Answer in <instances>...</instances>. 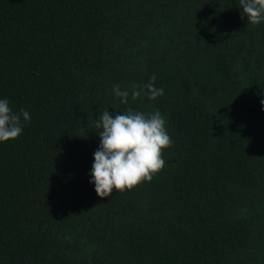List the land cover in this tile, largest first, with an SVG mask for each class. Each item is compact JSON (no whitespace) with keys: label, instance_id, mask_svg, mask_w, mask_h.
I'll use <instances>...</instances> for the list:
<instances>
[{"label":"trees","instance_id":"obj_1","mask_svg":"<svg viewBox=\"0 0 264 264\" xmlns=\"http://www.w3.org/2000/svg\"><path fill=\"white\" fill-rule=\"evenodd\" d=\"M239 0H0V264H264V22ZM163 89L131 99L132 86ZM129 91L122 104L113 86ZM159 110L151 182L90 183L104 110Z\"/></svg>","mask_w":264,"mask_h":264},{"label":"clouds","instance_id":"obj_2","mask_svg":"<svg viewBox=\"0 0 264 264\" xmlns=\"http://www.w3.org/2000/svg\"><path fill=\"white\" fill-rule=\"evenodd\" d=\"M241 18L247 23L259 25L264 22V0H239ZM155 75L148 83L134 84L131 91L133 101L146 96L156 100L163 89L154 86ZM114 95L122 104L129 103V91L113 86ZM264 105V100L261 101ZM22 120L27 123L30 114L21 109L14 113L7 99H0V142L17 139L23 130ZM99 132V147L94 152L90 183L94 184L98 197L105 198L113 191H130L153 177L165 167L164 150L172 146L165 118L159 110L142 113L132 108L126 112L113 113L104 110L94 121Z\"/></svg>","mask_w":264,"mask_h":264}]
</instances>
